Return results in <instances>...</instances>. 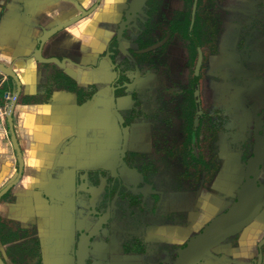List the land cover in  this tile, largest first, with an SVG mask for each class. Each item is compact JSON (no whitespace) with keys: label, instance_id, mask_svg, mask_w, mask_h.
Returning <instances> with one entry per match:
<instances>
[{"label":"flooded vegetation","instance_id":"flooded-vegetation-1","mask_svg":"<svg viewBox=\"0 0 264 264\" xmlns=\"http://www.w3.org/2000/svg\"><path fill=\"white\" fill-rule=\"evenodd\" d=\"M35 2L73 149L24 189L12 145L0 261L264 264V0Z\"/></svg>","mask_w":264,"mask_h":264},{"label":"crops","instance_id":"crops-1","mask_svg":"<svg viewBox=\"0 0 264 264\" xmlns=\"http://www.w3.org/2000/svg\"><path fill=\"white\" fill-rule=\"evenodd\" d=\"M35 1L10 0L0 6V64L15 76L3 74L5 79L0 89L7 112L0 118V174L3 173L1 180L8 179L17 167L10 135L13 131L25 163L23 188L28 187L31 178L34 181L54 167L61 144L74 136L75 121L74 106L60 104L67 96L51 83L59 68L58 43L56 37L45 42L47 25L41 17V4ZM69 68L72 75V67ZM14 97L10 127L7 116ZM72 149L73 144L55 165L71 154ZM20 198L17 204L9 205L17 212L16 217L24 214L25 200Z\"/></svg>","mask_w":264,"mask_h":264},{"label":"water","instance_id":"water-1","mask_svg":"<svg viewBox=\"0 0 264 264\" xmlns=\"http://www.w3.org/2000/svg\"><path fill=\"white\" fill-rule=\"evenodd\" d=\"M0 72L2 73V74H4V75H7V76H9V77H12V78H15V76H14V74L8 69V68H6L5 66H3V65H0ZM14 104H15V102L13 101V104H12V106H11V109H10V113H9V115L7 116V118H8V120H9V123H10V127H11V113H12V110H13V107H14ZM12 139H13V142H14V145H15V147H16V151H17V153H18V148H17V142H16V140H15V137H14V134H13V131H12ZM19 154V153H18ZM19 164V172L21 173L22 172V163L21 162H19L18 163ZM257 208H258V206L256 207V211H257ZM256 211H252V213L251 212H245V213H243L241 216H240V218L242 219L243 217H247V216H250V214H253V213H255ZM233 212H234V209L233 210H231L228 214H226L223 218H221L220 220L224 223V222H226L227 220H235L234 218H233V215H230V214H233ZM220 222L219 221H217V222H215L213 225H212V227H210L209 228V230H211V231H213L214 229H216L217 227H216V225L217 224H219ZM240 226H237V225H235V227L233 228L234 230H238V228H239ZM227 229H223V231H225L224 232V236L226 235V234H228L229 232H228V228L229 227H226ZM208 230V231H209ZM209 233L210 232H205L204 234H202V237L203 238H206L208 235H209ZM201 237V239H203ZM0 264H3L1 261H0Z\"/></svg>","mask_w":264,"mask_h":264},{"label":"built area","instance_id":"built-area-1","mask_svg":"<svg viewBox=\"0 0 264 264\" xmlns=\"http://www.w3.org/2000/svg\"><path fill=\"white\" fill-rule=\"evenodd\" d=\"M4 75L0 72V89L3 84ZM6 115V106L3 105V103L0 100V118L2 119Z\"/></svg>","mask_w":264,"mask_h":264},{"label":"trees","instance_id":"trees-1","mask_svg":"<svg viewBox=\"0 0 264 264\" xmlns=\"http://www.w3.org/2000/svg\"><path fill=\"white\" fill-rule=\"evenodd\" d=\"M3 96L0 94V100H1V102H3V98H2Z\"/></svg>","mask_w":264,"mask_h":264}]
</instances>
